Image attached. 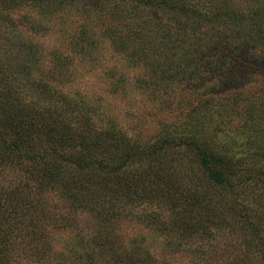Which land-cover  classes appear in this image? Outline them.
<instances>
[{
	"label": "rangeland",
	"instance_id": "obj_1",
	"mask_svg": "<svg viewBox=\"0 0 264 264\" xmlns=\"http://www.w3.org/2000/svg\"><path fill=\"white\" fill-rule=\"evenodd\" d=\"M166 1L197 8L204 17L187 18L167 9ZM174 1L45 0L1 10L8 29L0 56L17 70L16 78L7 72L3 84L21 108L12 117H31L37 108L45 118L50 108L73 126L89 118L98 131L109 130L135 147L198 134L235 155L232 186L210 187L203 207L191 214L198 228L186 237L176 229L163 232L147 203L128 205L106 222L59 188L37 192L25 164L0 163V189L35 201L15 219L11 264H89L92 255L91 264H111L114 251L138 262L150 255L156 260L150 264H264L259 244H243L250 230L239 221L244 209L234 206L264 222V184L251 180L253 172L264 175V35L250 19L253 11H264V0ZM134 24L146 33L142 44L130 34ZM36 128L40 136L42 124ZM250 130L258 135L255 144L245 139ZM172 147L161 157L175 159L184 190L191 186L193 156L184 146ZM157 210L169 223L166 212ZM206 215L216 221L206 223ZM104 229L111 232L105 248L92 250Z\"/></svg>",
	"mask_w": 264,
	"mask_h": 264
},
{
	"label": "trees",
	"instance_id": "obj_2",
	"mask_svg": "<svg viewBox=\"0 0 264 264\" xmlns=\"http://www.w3.org/2000/svg\"><path fill=\"white\" fill-rule=\"evenodd\" d=\"M26 1L32 3L45 0L1 1V43L4 44L2 38L6 37L5 31L8 29L6 26L8 15L1 10H8ZM163 5L167 9L176 8L184 12L187 18H199L200 15L204 17L203 11L191 6H182L175 1L174 3L166 1ZM250 19L257 26L259 35H264V11L261 9L253 11ZM207 20H210V17H207ZM137 25L134 24L130 34L139 35L142 44L146 41V33L143 29H138ZM120 41L122 42V39ZM172 60L173 58H169V61ZM17 68L22 71L24 65ZM7 72L16 78L17 70L4 64L0 56V163L25 164L29 175L34 180L37 192L44 189L53 191L59 188L64 196L70 197L71 203L78 207L86 204L83 208L106 222L118 217L123 210H126V206L134 205L137 201L144 202L153 206L148 214H153L163 232L176 229L174 233L179 231L180 236L189 237L198 228V225H191V214L194 210H200V207H203V202L211 194L210 187L225 184L232 186L229 180L230 174L236 173L232 168L235 166L233 161L235 155L229 150L214 148L207 140L201 141L198 139V134L186 135L177 141L174 137H169L159 144L135 147V145H128L125 140L123 141L109 130L98 131L89 118L80 125L75 123L76 126H73L62 118L56 117L58 115L55 113L53 116L50 108L46 109L47 117L45 118L36 108L31 117L27 112L21 118L14 120L13 110L16 108L21 110V108L16 106L14 99L10 100L12 96H9L11 89L8 84L7 89L4 87L3 81ZM41 91H47L45 84H42ZM36 122L42 124L40 136ZM42 132L46 135V141L41 135ZM257 137L255 130H250L245 139H249L248 144L252 142L255 144ZM36 138L39 140L34 145L32 140ZM175 143L184 146L187 153L193 156L191 165H188L191 169L189 176L191 186L186 185L184 190H179L184 187L175 172L177 168L175 159L167 162L163 161L164 157H161L163 152H170L169 149L173 148L172 145ZM135 161H139L140 165L132 166V162ZM251 180L254 183L264 184V175L253 172ZM20 181L22 187H28L29 183L26 180ZM97 191L100 193L99 197ZM218 200L221 204L224 199L218 197ZM34 202L28 196L18 194L17 190L0 189V264H11L8 255L9 243L19 209ZM223 204L226 205L225 202ZM236 205L234 204L236 210L244 209V213L240 211L242 217L239 221L250 230L248 234L247 232L244 234L243 244L248 248L259 244L264 252L263 220L251 215L244 207L238 208ZM154 207L166 212L163 220L169 223H162L160 214ZM207 215L203 218L206 223L216 221V219L207 220ZM110 234L111 232L102 230L98 236L94 237L91 249L105 248ZM142 259L138 262L139 259H130V256L114 251L111 264H150L155 260L150 255H144ZM93 261L92 255L89 257V264ZM243 262L244 260L240 259L237 264H243Z\"/></svg>",
	"mask_w": 264,
	"mask_h": 264
}]
</instances>
